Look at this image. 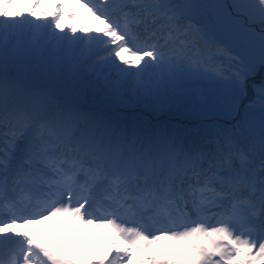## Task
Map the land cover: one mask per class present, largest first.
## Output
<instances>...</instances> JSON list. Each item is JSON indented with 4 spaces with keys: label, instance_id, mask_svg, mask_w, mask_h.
I'll use <instances>...</instances> for the list:
<instances>
[{
    "label": "snow or ice",
    "instance_id": "1",
    "mask_svg": "<svg viewBox=\"0 0 264 264\" xmlns=\"http://www.w3.org/2000/svg\"><path fill=\"white\" fill-rule=\"evenodd\" d=\"M64 2L0 0V264H80L56 218L130 245L91 264H264V0Z\"/></svg>",
    "mask_w": 264,
    "mask_h": 264
},
{
    "label": "rangeland",
    "instance_id": "2",
    "mask_svg": "<svg viewBox=\"0 0 264 264\" xmlns=\"http://www.w3.org/2000/svg\"><path fill=\"white\" fill-rule=\"evenodd\" d=\"M32 2H33V0H13V6H12L13 13L17 12L18 10L23 11L24 13H27L30 9V5ZM52 4H53V2L50 3V0H43V3L41 4L40 8L37 9V14L39 15V13L41 11H47L49 13L53 12L54 9L52 7ZM2 6L3 5L0 4V7H2ZM69 9H70L69 2L67 0H65L64 12L66 15L60 21L62 26L66 25V24H72L71 20H69L67 17V14L69 13ZM93 18H95V17L93 16ZM88 26L89 27H91V26L92 27H104V25L100 24V22L97 20L93 21L92 24L89 23ZM65 31H67V29H65ZM58 220L59 219L56 218L51 223L32 224V225L28 226V229L32 233L35 234L34 239H36V240L42 239L46 242V244L48 246L53 245V244L57 245V246H62V245H65L67 243L68 246L64 247V249L61 251L67 253L69 255V257L77 258V259L86 260L85 258H81V257H86L88 255L87 256L88 260H86V261L89 262V264H91V262L97 258V253L102 252L101 249L104 248L105 242L101 241L100 242L101 245L95 244V241H92L93 239H91L93 237L90 236L91 233L89 232V230H85L83 235H79L78 231L82 230L84 227L87 226V225L80 223L79 221L62 220L61 222H59ZM54 224H56L57 227ZM88 227L90 229L93 228V231H91V232L98 231V227H96L95 225L88 226ZM99 229H101V231L106 235H108V233L110 231V228L99 227ZM53 235H56V237L53 238L54 240L51 238ZM112 235L114 236L115 234L112 233ZM54 241L59 242V243H54ZM114 242H112V244H114ZM120 242H121V240H120ZM72 243H74V244H72ZM122 243H123L122 246H124V248L130 247V245L126 241L123 242V240H122ZM173 243L174 242L170 241V240H163L160 243L152 244L150 247L145 248L143 253L139 251L137 253H132V255L135 258L137 256H142L144 258L146 256V254L148 255L149 251H147V250H149L150 248H154L156 250H160L163 252L170 248L172 251L171 245ZM87 245L90 246V248L87 247ZM75 247L77 248V250ZM109 247H110V249H113V248H111V246H109ZM107 249H109V248H107ZM149 255H151V254H149ZM177 260L180 261L179 259H177Z\"/></svg>",
    "mask_w": 264,
    "mask_h": 264
},
{
    "label": "trees",
    "instance_id": "3",
    "mask_svg": "<svg viewBox=\"0 0 264 264\" xmlns=\"http://www.w3.org/2000/svg\"><path fill=\"white\" fill-rule=\"evenodd\" d=\"M73 5L75 6L76 14H75V19L71 20V22H72V24H75L77 26V28H79L81 25L87 27L89 23L92 24L93 21L96 20L95 18H93V16L89 12L85 11L76 2H73Z\"/></svg>",
    "mask_w": 264,
    "mask_h": 264
},
{
    "label": "bare ground",
    "instance_id": "4",
    "mask_svg": "<svg viewBox=\"0 0 264 264\" xmlns=\"http://www.w3.org/2000/svg\"><path fill=\"white\" fill-rule=\"evenodd\" d=\"M55 1V0H54Z\"/></svg>",
    "mask_w": 264,
    "mask_h": 264
}]
</instances>
